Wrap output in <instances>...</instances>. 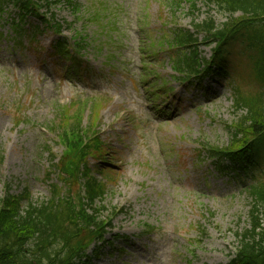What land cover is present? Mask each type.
I'll return each mask as SVG.
<instances>
[{
	"label": "rangeland",
	"instance_id": "obj_1",
	"mask_svg": "<svg viewBox=\"0 0 264 264\" xmlns=\"http://www.w3.org/2000/svg\"><path fill=\"white\" fill-rule=\"evenodd\" d=\"M46 1H41L43 14L54 13L63 26L57 34L50 29L40 33L33 47L10 38L15 9L0 10V197L6 185L15 196L26 188L33 201L49 196L45 173L50 158L40 147L52 146L57 153L64 147L56 141L60 132L45 130L55 118L54 106L72 97L96 98L95 114L87 106L82 121L99 129L105 146V162L90 157L89 167L94 178L110 179L100 204L112 209L114 226L106 235L113 234L112 246L105 245L93 262L225 264L235 251L236 233L250 222L245 186L252 174L237 180L229 173L219 175L205 155L197 154L200 145L224 148L232 141L230 128L242 114L234 109V84L215 74L187 88L170 79L171 57L164 50L162 63L151 59L147 66L173 86L161 103L164 116L152 108L151 92L140 80L146 84L154 77L142 78L141 48L150 35L207 17L219 24L226 15L206 0H194V12L191 0H72L79 9L68 0ZM80 33L87 42L80 51V76L69 78L62 73L69 62L56 63L51 45L58 36L72 44ZM240 47L236 43L234 52ZM210 48L202 46V55L209 57ZM246 65L243 58L236 68L244 72ZM249 73L238 86L254 93L260 86ZM18 114L28 123L14 124ZM253 169L255 178L264 179V162ZM147 223L154 230L146 233Z\"/></svg>",
	"mask_w": 264,
	"mask_h": 264
},
{
	"label": "trees",
	"instance_id": "obj_2",
	"mask_svg": "<svg viewBox=\"0 0 264 264\" xmlns=\"http://www.w3.org/2000/svg\"><path fill=\"white\" fill-rule=\"evenodd\" d=\"M10 1L20 10V23H13L16 36L33 37L38 33L36 30L41 31L38 25L24 28L26 22L23 21L29 14L39 15V4L43 0ZM207 1L228 17L219 25L211 18L196 23L195 33L178 28L164 37L171 47L182 50V56L174 57L175 71L181 75L191 74L197 72L203 62L205 64L195 46L200 42L199 36L215 42L212 57L217 59L219 68L224 61L220 47L237 35L245 43L250 59L256 51L257 59L251 60L253 77L263 81L264 86V0ZM191 7L194 9L195 4ZM236 13L238 16H234ZM60 28L57 21V30ZM58 42L54 50L69 55L65 42ZM78 46L81 47V43ZM234 98L235 109L242 114L233 126L232 141L224 148L208 149L219 173L228 167L225 160L242 169L248 156L264 145V89L255 93L237 89ZM77 106L73 110L58 107L57 122L53 121V130L61 134L58 137L64 145L62 154L55 155L48 145L40 147L50 158L45 179L52 171L59 172L56 182L49 185V196L33 201L28 199L30 193L26 188L16 196L6 189L5 197L0 199V264H94L93 254L97 255L107 242L104 235L112 224L101 217V210L106 208L98 206V202L106 195L110 179L94 178L88 160L93 152L101 154L104 145L100 144L98 132L92 131L91 125L83 124L84 110L80 107L83 105ZM248 193L250 224L236 233L235 252L226 264H264V181L250 185ZM24 200L26 207L22 205Z\"/></svg>",
	"mask_w": 264,
	"mask_h": 264
}]
</instances>
